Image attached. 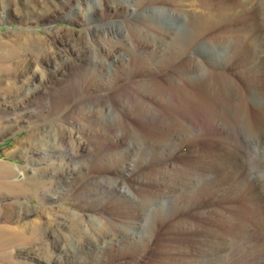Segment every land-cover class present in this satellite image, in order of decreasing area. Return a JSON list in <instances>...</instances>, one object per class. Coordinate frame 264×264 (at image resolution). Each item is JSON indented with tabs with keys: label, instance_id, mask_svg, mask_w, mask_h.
I'll use <instances>...</instances> for the list:
<instances>
[{
	"label": "rangeland",
	"instance_id": "rangeland-1",
	"mask_svg": "<svg viewBox=\"0 0 264 264\" xmlns=\"http://www.w3.org/2000/svg\"><path fill=\"white\" fill-rule=\"evenodd\" d=\"M139 2L134 8L129 5L116 11L109 0H0V173L4 172L0 174V225L19 226L31 237L10 244L6 251L11 256L2 258L0 264H235L238 257L227 255V251L237 243V232H257L245 213L249 204L254 205V197L247 192L248 187L244 193L234 187L239 169L236 152L217 138L205 136L195 142L190 138L191 145L177 137L171 146L167 125L146 127L126 107L122 113L127 114L130 143L118 145L121 136L114 137L103 129L105 122L113 120L108 104L95 112L89 105L91 98L112 95L114 86L123 85L148 99L152 94L148 88L133 85L151 80L150 74L160 76L152 74L157 67L151 60H142L164 57L165 47L161 51L152 49L150 43L129 45L123 51L126 67H119L117 62L106 64L109 75L89 77L91 81L84 83L76 100H72V85H60L63 79H76L75 69H70V62L65 65L70 69L66 76L57 75L55 69L65 58H75L82 47L94 45L90 31L95 26L126 24L151 6L174 7L173 0ZM210 3L213 12H207L218 14V19L225 14L224 20L215 17L209 24L203 23V34L191 37L188 44L198 42L191 49L194 56L201 50L225 57L217 65L229 69V77L236 82L234 68L243 62L247 49L244 35L250 21L235 11L232 0L223 2V8L219 0ZM77 4L84 9L87 6V10L69 11ZM263 21L257 20L264 42ZM180 28L177 33H182ZM94 42L103 52L109 47L101 38ZM165 68L168 71V66ZM234 85L243 99L242 80ZM242 99L238 100L241 105ZM251 101L257 103V96ZM180 107L186 113H196L189 110L191 107ZM92 118L102 124L95 125ZM215 122L217 125L219 121ZM197 149L202 151L201 158H206V175L210 174L211 162L219 165L221 172L214 179L213 192L204 190V198L197 194L189 198L193 190L186 179L166 170L172 162L188 166V156ZM243 164L248 165V173L261 169L255 174L264 196V146L248 153ZM101 181L124 187L127 198L101 196ZM154 198H158L159 207L150 204ZM241 217L242 221H237ZM252 242L240 250L241 264H251L255 257L252 264H264L263 246Z\"/></svg>",
	"mask_w": 264,
	"mask_h": 264
},
{
	"label": "bare ground",
	"instance_id": "bare-ground-1",
	"mask_svg": "<svg viewBox=\"0 0 264 264\" xmlns=\"http://www.w3.org/2000/svg\"><path fill=\"white\" fill-rule=\"evenodd\" d=\"M156 1L161 3V0ZM225 1L226 0H219V5H221L222 8L223 2ZM210 2L211 0H173V9L168 10L161 5L151 6L148 9L144 8L141 10L139 16L132 19V21H128L126 24L115 22V26H113L115 23H112L113 25L103 24L101 26H95L90 31L91 41L94 45H92L91 48L88 45L89 48L85 46L88 49L82 47L79 52L77 51L78 55L75 58H65L63 63L55 70L57 71V75L66 76L70 73L68 72L70 69H75L73 72L76 73V79L72 81L70 79V81L67 82V80L61 78L63 81H61L60 85L62 87L66 84L72 85L71 96L74 93L72 100H76L78 98L77 94L81 93L80 90H82L86 83L91 81L88 79L89 77L93 79L94 76H106L108 74L109 67L106 64H116L117 62L119 67H126L123 66V63H125V61H123L125 55L123 51H125L126 47L129 45H133L135 42L139 44L150 43V45L153 44L152 49L155 50H161L165 47L164 51L167 52V54H165L164 57L158 58L153 55V59H149V57L147 60L145 58L142 60L143 63L151 60V62H153L152 64H155L157 67V72H153L152 74L159 73L160 76L154 77L150 74L149 78H151V80H145V83L138 82L133 85H140L141 88H148L149 91L152 92L148 99L138 95V93L136 94L133 90H129V86L123 85L119 88L114 86L115 88L113 87L112 89L114 92L111 90V92H113L112 95H99L95 98H91L90 100L92 103L90 102L91 104L89 105L92 106L91 109L94 111L108 104L109 110L106 109L113 117V120L112 122H105L103 124V129L106 133L114 137L121 136L122 139L117 142L118 145L129 142L127 137L131 134L129 126L125 121V115L127 114L124 115L122 113L123 109L126 107L125 110L130 111L128 113L141 120L146 127H148V125L155 127L158 124L163 126L167 125L169 129V138L171 139L169 143L172 144L171 146L176 144L177 137H180L182 141H186L184 144H190V138H194L195 142L200 136H205L211 139L217 138L227 148L237 153V166H239V169L237 173H235V182H233L235 184L234 187L237 190H243V193L246 191L245 188L248 187L249 189L247 192L254 197V205L249 204L245 213L251 227L257 231L247 235H243L242 232L238 231L236 237L237 243L228 246L229 248L227 247V255L238 257L236 258L237 262L235 261V264H241L243 259L239 256L240 250L243 246H252V241H255L254 243L257 245L260 244L263 246L261 254L264 260V196L260 194L258 181L256 180L258 178L255 174V171H261V169H255L254 173H248L246 171L248 165L245 164L244 166L243 164V159H246L248 153H254L256 148L261 147V145L264 146V42L261 40L260 33V31H262V25H259L257 22L259 18L264 19V0H232L233 4L231 3L238 14L242 13L244 16L246 15L250 21L248 33L244 35L247 49L246 53L243 55V62L236 65L234 68L238 74L236 82L237 80H242L243 82L242 88L245 92L243 99L241 98V91L237 89L240 86L237 84L238 87L236 88V85H234L236 82H233L231 77H229V69L227 70L223 64L217 65L218 60L222 58L223 61L225 57L221 55H216L215 57L213 55L203 54L201 50H196L198 54L196 53L195 56L191 53V49H193V46L196 47V43L198 42L188 44V41H190L191 37L198 38V36H201L200 34H203V30L201 29L203 26L202 24H209V21L213 20L215 17V20H224L225 14L222 18L220 17V19H218V14L217 16L207 12L208 10L213 12ZM109 4L111 8L118 11L117 8L125 9L129 5L134 8L135 5L140 4V2L139 0H109ZM70 6L72 7V5ZM70 10L73 13H77L81 10H87V6L86 9H84V6L77 4L69 8V11ZM124 25H127L128 29L125 28ZM179 26L183 27V29L180 28V31L182 29V33L176 32L179 30ZM173 27L175 30L171 32ZM97 37L101 38L103 42L109 46L108 49H104L105 52L94 42V39ZM169 40L171 42H169ZM168 44H170V49L166 48ZM81 50L84 51L83 54ZM154 51L152 50V52ZM169 51L170 53H168ZM68 62H70L69 64L72 66L69 70L65 67ZM164 64L166 65L165 67L168 66V71L165 70ZM123 73L125 74V71H123L122 74ZM129 75L128 72V78H130ZM68 96L65 98H70ZM254 96L258 98V101H256L257 103L251 101V97ZM150 98L153 101L149 100ZM239 99L243 100L242 105L239 103ZM84 101L86 102L87 99ZM181 105H185L188 108L191 107L189 110L194 109L196 113H191V111H189L190 113L184 112L180 107ZM132 106L133 108L131 109ZM119 109H121V113H119ZM97 116L95 117L97 118ZM93 118L91 122L95 125H99L101 120L99 121ZM215 120L219 121L217 125ZM102 121L104 122V120ZM93 126L94 125H92V127ZM104 146H106V143ZM99 147L103 150L101 145ZM198 148H200V146ZM197 150L199 151V149ZM198 151L189 155L188 161L185 159L187 163H192L196 167H190L189 164L188 166H184L172 162L168 164L169 168L166 170L170 175H182L186 179L188 188H192L193 190H191L193 194L191 193V197L189 198L194 197V195L196 196V194L204 198V190L213 192L214 179H217L219 176L218 172H221V170H219V165L216 166L211 162L210 174L206 175V168L204 167L206 158H201L202 151ZM196 154H199V156ZM205 154L208 153L206 152ZM194 156H197V160H194ZM3 173L4 172L0 173L1 176ZM262 179H264V177ZM109 182L101 181L99 183L98 192L101 196L115 194L124 199L127 198L126 189H123L124 187L119 188L120 186L118 187L113 183L114 180L113 182L111 181L112 183ZM259 184L261 185V183ZM262 185L264 186V183H262ZM158 203H160L158 198L151 199L150 204H152V206H158ZM242 218L243 217L239 218L237 221H242ZM214 222L213 225L215 224ZM227 224L229 223L227 222ZM240 224H242V222H240ZM34 229L36 228L32 227L31 230ZM25 231L26 230H23L19 226H17V228H11L7 225H0V260L11 256V253L6 251L10 244L19 239L29 240L31 238L29 235L27 236L25 234ZM250 242H252L251 245ZM64 247L65 246H63V248ZM254 259H256V257L252 258V261L250 260L249 263H254Z\"/></svg>",
	"mask_w": 264,
	"mask_h": 264
}]
</instances>
